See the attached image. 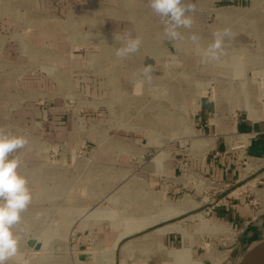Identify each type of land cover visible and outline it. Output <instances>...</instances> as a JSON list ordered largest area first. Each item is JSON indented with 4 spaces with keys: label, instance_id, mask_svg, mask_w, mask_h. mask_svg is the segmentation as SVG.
Returning <instances> with one entry per match:
<instances>
[{
    "label": "rangeland",
    "instance_id": "374dc122",
    "mask_svg": "<svg viewBox=\"0 0 264 264\" xmlns=\"http://www.w3.org/2000/svg\"><path fill=\"white\" fill-rule=\"evenodd\" d=\"M192 2V28L168 43L148 0H0V127L28 139L19 172L32 192L8 264L231 258L240 230L214 216L226 187L201 171L209 140L196 130L195 108L206 93L217 113L264 119V0ZM225 28L233 34L225 54L206 62L203 50ZM129 37L140 38L139 50L117 58ZM169 162L197 192L169 202L165 191L182 184ZM242 167L259 193L264 165ZM173 203L182 211L169 214ZM162 225L169 245L156 232Z\"/></svg>",
    "mask_w": 264,
    "mask_h": 264
},
{
    "label": "crops",
    "instance_id": "0c3cea01",
    "mask_svg": "<svg viewBox=\"0 0 264 264\" xmlns=\"http://www.w3.org/2000/svg\"><path fill=\"white\" fill-rule=\"evenodd\" d=\"M203 1L206 2V0H201V3ZM209 1V4L227 5L233 8L230 4L235 3L237 0ZM200 16L202 15L200 14ZM201 19L202 17H200ZM167 42L169 43V39H167ZM165 50L169 52V46ZM150 51H153V49L151 48ZM195 117L198 121L196 130L206 135L209 140L206 153L200 161L203 173L233 182L241 179L246 173L247 167H245V173L242 172L244 171L243 162L241 161L243 155H247L252 162L257 161L264 165V119L254 120L248 112L245 115L241 113L231 115V113L222 109L217 113L215 112L213 99L206 93L199 97V103L195 108ZM171 164L169 162V174L176 175V178L181 176L180 181H182V184L165 191L169 202L176 198L183 199L190 195L191 192H197L194 186L183 181V168L177 170L172 168ZM152 170H154L153 166ZM151 176H154L158 181L160 180V177L157 178L156 173L153 171ZM259 176L264 178V171L257 175V177ZM262 193L264 194V192ZM213 213L217 221L240 230V243L232 249L231 258L225 260L226 262L223 264H237L246 248H251L264 239V211L258 218L253 219L242 204L236 202L235 198H231L219 208H216ZM163 227L164 225L160 226L156 232L161 235L160 237L163 241L161 243L169 245V241H171L169 232L171 231L161 230ZM181 227L183 228V226Z\"/></svg>",
    "mask_w": 264,
    "mask_h": 264
},
{
    "label": "clouds",
    "instance_id": "9594fccd",
    "mask_svg": "<svg viewBox=\"0 0 264 264\" xmlns=\"http://www.w3.org/2000/svg\"><path fill=\"white\" fill-rule=\"evenodd\" d=\"M149 7L161 19L163 34L170 41L183 39L181 29H191L196 5L192 0H148ZM231 29L225 28L213 34L214 40L202 52L206 62L218 61L224 52V40L232 36ZM191 42L199 48L201 37L192 34ZM115 39V37H114ZM139 37L127 38L124 45L115 51L117 58L136 53L140 48ZM150 69H145L148 72ZM28 144L24 135L6 131L0 127V264H8L17 256L20 237L14 231L22 221V213L32 201L29 180L20 174L22 163L18 153ZM16 153L17 155H13Z\"/></svg>",
    "mask_w": 264,
    "mask_h": 264
},
{
    "label": "built area",
    "instance_id": "2783aa9c",
    "mask_svg": "<svg viewBox=\"0 0 264 264\" xmlns=\"http://www.w3.org/2000/svg\"><path fill=\"white\" fill-rule=\"evenodd\" d=\"M241 160H242L243 164H245V165H247L248 161H250L248 159L247 155H245V156L243 155ZM247 173H251V171L249 170L248 167L246 170V174H244L241 179H237L236 181H233V182L221 180L222 182H220V183H222V185L225 186L226 189L222 190L223 193L220 194L219 200L217 201L216 205H218V206L222 205L224 202H222V204H220V201L223 199L225 200V202L231 198H235L238 200L240 198L239 195H242L240 204L248 206L249 208H251L250 206L253 205L254 208L252 211L254 212V215L252 214V218L256 219L264 211V194L262 193V192H264V190L262 189L259 193H257V190H255L252 186H249V183L253 180V179H250V176H253V173H251L249 175ZM239 189H241L240 193L233 194V193H237L236 191H238ZM251 195L254 196V199L249 200L250 201L249 203H245ZM210 211H211V209H210ZM233 236H234V238H231V237L230 238L233 239V241H234L235 231L233 233Z\"/></svg>",
    "mask_w": 264,
    "mask_h": 264
},
{
    "label": "water",
    "instance_id": "95a60500",
    "mask_svg": "<svg viewBox=\"0 0 264 264\" xmlns=\"http://www.w3.org/2000/svg\"><path fill=\"white\" fill-rule=\"evenodd\" d=\"M237 264H264V239L243 252Z\"/></svg>",
    "mask_w": 264,
    "mask_h": 264
},
{
    "label": "bare ground",
    "instance_id": "6f19581e",
    "mask_svg": "<svg viewBox=\"0 0 264 264\" xmlns=\"http://www.w3.org/2000/svg\"><path fill=\"white\" fill-rule=\"evenodd\" d=\"M241 52H243V50H240ZM243 55H238V57H242ZM257 117H255L254 116V119H256ZM247 137V136H246ZM244 141V140H243ZM111 198V197H110ZM169 207V214H172L173 212H181L182 211V209L181 208H176V207H174V203L171 205V206H168ZM176 208V209H175ZM166 214V213H165ZM202 218V217H201ZM199 219V218H198ZM201 221H202V219H201ZM166 226H168V225H166ZM168 227H171L170 226V224H169V226ZM172 228V227H171ZM226 258H227V256H226ZM225 258V259H226ZM225 259H223V260H225Z\"/></svg>",
    "mask_w": 264,
    "mask_h": 264
}]
</instances>
